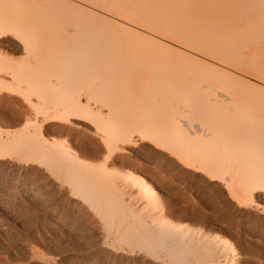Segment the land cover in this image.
<instances>
[{"label": "bare ground", "instance_id": "bare-ground-1", "mask_svg": "<svg viewBox=\"0 0 264 264\" xmlns=\"http://www.w3.org/2000/svg\"><path fill=\"white\" fill-rule=\"evenodd\" d=\"M0 31L15 57L0 58V91L32 116L0 127V157L41 168L89 217L50 207V221L77 230L74 239L54 226L53 250L75 251L81 264H237L226 239L164 217L152 186L113 165L138 162L134 148L148 143L184 175L216 182L238 212H264L262 0H0ZM54 132L98 138L111 158L95 163L87 146L85 161ZM46 186H29L30 198L48 205ZM255 231L263 242L264 223Z\"/></svg>", "mask_w": 264, "mask_h": 264}, {"label": "rangeland", "instance_id": "rangeland-1", "mask_svg": "<svg viewBox=\"0 0 264 264\" xmlns=\"http://www.w3.org/2000/svg\"><path fill=\"white\" fill-rule=\"evenodd\" d=\"M0 114L2 115H0V127L5 130L9 129L10 127L5 125H7L6 120L8 122L13 117L12 113L5 107ZM18 128L15 127V129ZM50 135L51 139L67 141L69 148L80 155L82 154L80 156L82 158L85 155L83 159L91 162V156L87 157L83 151L85 152L86 148L87 151L89 150L88 147L91 146L93 140L84 137L78 138L77 136L68 137L66 140L60 132H54ZM134 151L138 154V162L118 160V163L112 167L121 171L122 169L123 171L131 170L144 178L158 194L160 205L158 204L159 207L157 209H163L161 213L164 217L169 220L172 219L171 221L176 224L185 225L194 230L198 228L201 233L223 237L222 239H226L230 245L227 258H234L237 264H261L262 258H264V241L257 240L256 235L258 233L255 230L258 225L262 226V223H264V212L258 211L255 207L242 208L238 212L237 205L229 199L227 192L223 188L221 189L216 182L209 181L205 177L203 179V176H197L194 179L187 176V173L184 175L182 169L179 168V164L173 161V158L168 156V153L155 149L148 143H138ZM13 153L0 157V264H23V262L25 264H40L48 258L56 260V264H81L77 258L78 254L73 253L75 251H67L64 247L61 248L63 250H53L54 246L58 244L56 242H59L58 240L60 239L61 231L58 233V229L62 230L63 228L61 229V224L50 221L51 217L49 216L50 207L54 206L61 211H58L60 215L67 213V217L69 215L76 220H83V218L87 220L89 217L81 208L79 200L68 195L66 186H62L56 180L54 182V178H51V180L45 177L41 168L32 163L22 162ZM92 161L98 162L96 160ZM37 184L47 185V189L49 188L52 192L50 194L52 196L50 197L51 202H48V205L43 204L39 197L30 198L29 186ZM214 187L220 190H213ZM258 203L264 207V198L262 196L258 198ZM247 211L251 212V217L253 218L250 217L249 221H246L241 216V213H246ZM88 223L90 226V221ZM57 224L59 225L57 226L58 229L54 227ZM247 224H250V227H246ZM94 226H91L92 236L99 239L100 232H98V229L100 228ZM68 229L64 228L62 231L67 232L69 235L71 234V238H74L77 230L74 228ZM30 251H35V253L40 255L38 256L39 259L36 258L37 254ZM54 254L55 256H53Z\"/></svg>", "mask_w": 264, "mask_h": 264}, {"label": "snow or ice", "instance_id": "snow-or-ice-1", "mask_svg": "<svg viewBox=\"0 0 264 264\" xmlns=\"http://www.w3.org/2000/svg\"><path fill=\"white\" fill-rule=\"evenodd\" d=\"M262 3H264V0H262ZM5 35H7V33L0 31V36ZM16 38L25 45L29 43V37L26 33L20 32L17 34ZM24 51L27 52L28 48L25 47ZM10 52L11 50L6 51L3 48H0V58H3L8 61H14L15 57L10 55ZM3 74L7 75L6 72H4ZM10 101L11 98L2 91H0V112H2L5 107H7L9 112H11L18 120H23L27 118L30 121L32 119L30 112H28L27 110L21 111L20 107L11 105ZM67 131L70 132L71 128H69ZM111 147V145H107L106 143L101 142L98 138L94 139L90 146L92 158L98 161L100 164H107L109 159L111 158ZM49 264H51V262H49ZM261 264H264V258H262Z\"/></svg>", "mask_w": 264, "mask_h": 264}]
</instances>
